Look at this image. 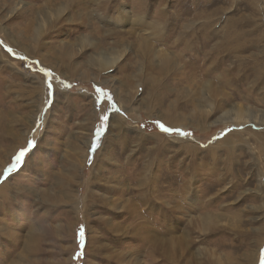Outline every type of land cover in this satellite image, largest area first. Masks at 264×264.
I'll use <instances>...</instances> for the list:
<instances>
[{"label": "rangeland", "instance_id": "obj_1", "mask_svg": "<svg viewBox=\"0 0 264 264\" xmlns=\"http://www.w3.org/2000/svg\"><path fill=\"white\" fill-rule=\"evenodd\" d=\"M262 256L264 0H0V264Z\"/></svg>", "mask_w": 264, "mask_h": 264}, {"label": "snow or ice", "instance_id": "obj_2", "mask_svg": "<svg viewBox=\"0 0 264 264\" xmlns=\"http://www.w3.org/2000/svg\"><path fill=\"white\" fill-rule=\"evenodd\" d=\"M106 119V118H105ZM161 127L163 128V126L161 125ZM165 131H168V129H164ZM25 156V152L21 151L20 154L15 158L16 159V163L19 164L21 159ZM13 167H15V165H13ZM261 264H264V256H262L261 259Z\"/></svg>", "mask_w": 264, "mask_h": 264}, {"label": "trees", "instance_id": "obj_3", "mask_svg": "<svg viewBox=\"0 0 264 264\" xmlns=\"http://www.w3.org/2000/svg\"><path fill=\"white\" fill-rule=\"evenodd\" d=\"M175 131H172L171 133H174ZM81 234L82 233H78V242L80 243V242H82V238H81Z\"/></svg>", "mask_w": 264, "mask_h": 264}]
</instances>
